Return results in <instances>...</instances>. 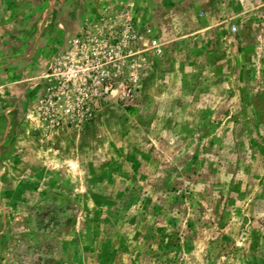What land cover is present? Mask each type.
I'll return each instance as SVG.
<instances>
[{
    "label": "rangeland",
    "instance_id": "374dc122",
    "mask_svg": "<svg viewBox=\"0 0 264 264\" xmlns=\"http://www.w3.org/2000/svg\"><path fill=\"white\" fill-rule=\"evenodd\" d=\"M0 264H264V0H0Z\"/></svg>",
    "mask_w": 264,
    "mask_h": 264
},
{
    "label": "built area",
    "instance_id": "2783aa9c",
    "mask_svg": "<svg viewBox=\"0 0 264 264\" xmlns=\"http://www.w3.org/2000/svg\"><path fill=\"white\" fill-rule=\"evenodd\" d=\"M233 29H235V26H233Z\"/></svg>",
    "mask_w": 264,
    "mask_h": 264
}]
</instances>
